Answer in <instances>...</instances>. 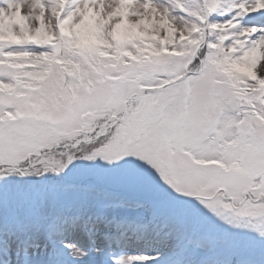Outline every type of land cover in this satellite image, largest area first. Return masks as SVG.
I'll return each instance as SVG.
<instances>
[{
	"label": "rangeland",
	"instance_id": "374dc122",
	"mask_svg": "<svg viewBox=\"0 0 264 264\" xmlns=\"http://www.w3.org/2000/svg\"><path fill=\"white\" fill-rule=\"evenodd\" d=\"M67 3L62 12L57 8L58 15L44 8L41 21L48 0H0V123L32 122L55 133L58 139L40 148L48 158L49 176L83 161L86 149L108 135L115 113L133 110L144 93L136 90L139 82L159 92L165 82L194 69L205 48L188 38L203 15L199 0H74L72 14ZM228 3L233 16L210 21L212 33L220 28L223 35L214 37L204 71L189 80L187 94L183 89L161 91L163 105L152 109L160 119V133L173 127L160 138L172 178L159 173L150 149L154 135L160 137L153 123L138 130L145 133L141 142L148 141L149 149L137 143L119 154L127 167L155 172L166 183L202 174L214 182L218 173L264 177V72L259 71L264 63V0ZM60 19L69 21L67 31L78 30L76 39L68 36V48L76 52H66L63 69L54 58L60 45L49 44L58 37ZM140 34L151 37L148 47L140 44ZM31 39L37 47L27 46ZM158 40L166 45L160 47ZM101 48L114 58H104ZM65 73L74 76L65 81ZM134 92H139L138 100L129 99ZM183 99L189 102L187 111H182ZM122 117V122L127 119ZM31 175L42 178L43 169H32Z\"/></svg>",
	"mask_w": 264,
	"mask_h": 264
},
{
	"label": "snow or ice",
	"instance_id": "6c2138e0",
	"mask_svg": "<svg viewBox=\"0 0 264 264\" xmlns=\"http://www.w3.org/2000/svg\"><path fill=\"white\" fill-rule=\"evenodd\" d=\"M63 6L48 0L41 21ZM57 139L32 122L0 123V264H264V177L166 183L97 153L94 166L53 178L40 148Z\"/></svg>",
	"mask_w": 264,
	"mask_h": 264
},
{
	"label": "trees",
	"instance_id": "16d2710c",
	"mask_svg": "<svg viewBox=\"0 0 264 264\" xmlns=\"http://www.w3.org/2000/svg\"><path fill=\"white\" fill-rule=\"evenodd\" d=\"M199 19V18H198ZM204 26H205V22H204V18H203V16L199 19V22H198V25H197V23H196V25L195 26H193V28L191 29V33H190V35L188 36V38L190 39V38H195V40H193L192 41V43H193V45L195 46V45H199L200 43H202V41H203V28H204ZM74 32L72 33L73 34V36H75V39L77 38V36H76V33L78 32V30H77V27L75 26L74 27ZM80 32V31H79ZM221 33V34H220ZM218 32L216 35H223V31H221V32ZM141 36V38H140V44H142V43H144V45L146 46V47H148L150 44H149V41H152L151 40V37H145L143 34H140ZM116 36H120L119 34H116ZM221 37V36H220ZM208 40H209V45H210V43H212L213 42V38H214V36L211 34V35H208ZM227 38L229 39V36H227V37H225V39L227 40ZM156 39H157V36H156ZM231 39V38H230ZM186 41V40H185ZM185 41L183 42V43H185ZM229 41V40H228ZM158 44L160 45V47H162V46H164V45H166V43H165V41H163V40H158ZM212 45V44H211ZM83 46H85L84 44H83ZM245 51V50H244ZM206 52H207V50H204L203 51V53L202 54H206ZM100 54L103 56V57H107V58H111V59H113L114 57L112 56V57H109L108 56V51H106L105 49H103V48H101L100 49ZM149 54V53H148ZM236 57V55H235V53H231V55L229 56V60H231V61H233V59ZM228 60V61H229ZM199 63V62H198ZM198 65V64H197ZM182 83V82H181ZM181 83H178V84H176L175 86L176 87H178V91L180 90V88H181V86H182V84ZM138 88H139V86H138ZM138 88H136V90L138 89ZM135 90V91H136ZM131 95V93L130 94H128V96H130ZM154 104L155 103H152L151 104V107H152V109L154 108ZM163 104V103H162ZM249 108L252 110V107H250L249 106ZM118 112V111H117ZM149 118H150V120L151 121H153V118H152V115H151V113H149ZM147 119L148 118H146L143 122H142V120H143V118L141 119V117L139 118V121L137 122V127H136V130H137V132L135 133L134 131L132 132V131H130L129 133H127L126 134V137H128L129 139H133V138H135L136 137V135L139 133V129H141V125L142 124H144L145 126H146V121H147ZM153 126L155 127V128H158L159 127V125L155 122V120H154V122H153ZM158 131V133L160 134V137L158 136V135H154V139H152L154 142H153V144H152V146H151V150H152V152L154 153V155H155V160H156V162H157V166H158V169H159V172H160V168H163V163H164V160H163V158H162V155H161V148H162V144H161V142H160V138L162 139V135H161V133L159 132V130H157ZM145 134V133H144ZM143 136V135H142ZM142 136H141V138L140 137H138V138H135L134 140H132V141H128V142H135L136 144L135 145H137V143H139L138 144V146H142L143 145V147L144 148H148V141H143V142H141V140H142ZM140 138V139H139ZM151 141V140H150ZM128 142H124V144H125V146H128V145H126V144H128ZM123 144V143H122ZM161 147V148H160ZM159 148V149H158ZM149 149V148H148ZM87 151H86V154H87V157H89V156H93L94 155V146L93 145H91L88 149H86ZM122 152V150H109L107 153H106V155L107 156H109L110 158H112L113 156H115V155H119L120 153ZM139 153V152H138ZM142 154V153H141ZM137 156H139V154H137ZM96 161H99L100 163H102V164H105V166H106V163H105V161H104V159L103 158H101V156H97L96 157ZM96 161H93V160H89L88 159V164H89V166L88 167H92V166H94L95 165V163H96Z\"/></svg>",
	"mask_w": 264,
	"mask_h": 264
},
{
	"label": "bare ground",
	"instance_id": "6f19581e",
	"mask_svg": "<svg viewBox=\"0 0 264 264\" xmlns=\"http://www.w3.org/2000/svg\"><path fill=\"white\" fill-rule=\"evenodd\" d=\"M261 65H262V68L259 69V71L263 73L264 72V63H262Z\"/></svg>",
	"mask_w": 264,
	"mask_h": 264
}]
</instances>
